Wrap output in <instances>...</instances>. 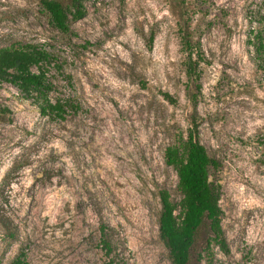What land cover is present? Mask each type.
Masks as SVG:
<instances>
[{"label":"rangeland","instance_id":"374dc122","mask_svg":"<svg viewBox=\"0 0 264 264\" xmlns=\"http://www.w3.org/2000/svg\"><path fill=\"white\" fill-rule=\"evenodd\" d=\"M83 6L63 32L40 0H0V47L49 52L51 96L79 105L53 119L0 82V264H171L158 191L181 195L163 152L191 128L215 162L227 251L204 223L190 264H264V69L251 44L264 0ZM182 33L201 56L191 77Z\"/></svg>","mask_w":264,"mask_h":264},{"label":"trees","instance_id":"16d2710c","mask_svg":"<svg viewBox=\"0 0 264 264\" xmlns=\"http://www.w3.org/2000/svg\"><path fill=\"white\" fill-rule=\"evenodd\" d=\"M85 0H40L42 9L48 14L50 23L60 31H68L69 20H78L85 15ZM185 52V73L191 77L201 56L187 34H181ZM257 65L264 69V16L260 28L253 34L251 42ZM51 55L43 48L30 43H15L0 47V82L14 86L23 99L36 105L41 115L53 119H64L65 114L76 111L79 105L68 97H52L54 83L48 76L47 66ZM164 97L170 99L168 94ZM5 110L1 109L0 113ZM164 163L176 174L179 202H173L166 189L158 191L160 205L158 237L168 251L171 264H190L191 252L200 227L206 223L211 240L223 251H227L221 229L219 194L209 180V167L215 162L207 155L205 147L196 139L194 129L188 130L187 138L168 144L163 152ZM177 211V213H176ZM100 245L104 253L111 254V244L100 229Z\"/></svg>","mask_w":264,"mask_h":264}]
</instances>
